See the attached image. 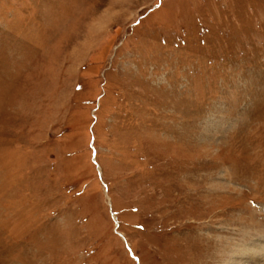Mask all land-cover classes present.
I'll list each match as a JSON object with an SVG mask.
<instances>
[{
	"label": "rangeland",
	"instance_id": "1",
	"mask_svg": "<svg viewBox=\"0 0 264 264\" xmlns=\"http://www.w3.org/2000/svg\"><path fill=\"white\" fill-rule=\"evenodd\" d=\"M251 243L264 264V0H0V264Z\"/></svg>",
	"mask_w": 264,
	"mask_h": 264
},
{
	"label": "bare ground",
	"instance_id": "2",
	"mask_svg": "<svg viewBox=\"0 0 264 264\" xmlns=\"http://www.w3.org/2000/svg\"><path fill=\"white\" fill-rule=\"evenodd\" d=\"M255 248H256L255 243L253 245L251 243V244H247V245L243 246V248L240 250H238V249L235 250L234 252H232V254L235 253V255H231L229 257V258H231V260L227 261V264H238V263L242 264L243 262H250L251 259H257V257H255V256L257 255L259 257V254H257ZM241 255L243 256V258H241ZM245 255H246V257H245ZM260 256L262 258L264 256V254H260ZM240 262H242V263H240Z\"/></svg>",
	"mask_w": 264,
	"mask_h": 264
}]
</instances>
